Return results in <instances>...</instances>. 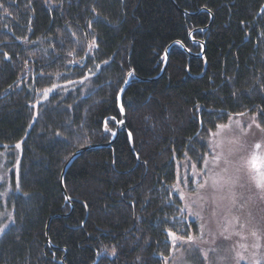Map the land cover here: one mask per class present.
<instances>
[{
    "label": "trees",
    "instance_id": "16d2710c",
    "mask_svg": "<svg viewBox=\"0 0 264 264\" xmlns=\"http://www.w3.org/2000/svg\"><path fill=\"white\" fill-rule=\"evenodd\" d=\"M173 1L0 0V151L16 162L0 264H166L198 230L180 165L199 169L233 116L264 126V0ZM197 40L203 57L172 44L156 77L170 43L198 53ZM130 71L156 78L130 80L126 130L72 161L67 202L62 167L111 139Z\"/></svg>",
    "mask_w": 264,
    "mask_h": 264
},
{
    "label": "rangeland",
    "instance_id": "374dc122",
    "mask_svg": "<svg viewBox=\"0 0 264 264\" xmlns=\"http://www.w3.org/2000/svg\"><path fill=\"white\" fill-rule=\"evenodd\" d=\"M252 118L233 116L219 124L227 127L209 133L208 154L199 169L181 163L176 190L198 230L194 243L176 240L166 264H264V192L257 187L259 177L245 163L253 152L264 156V133L252 124ZM256 143L262 148L255 149ZM14 148L17 156L19 146ZM10 171H16V162L7 167L4 149L0 151V228L11 222L6 200L16 188ZM185 178L187 183L182 182Z\"/></svg>",
    "mask_w": 264,
    "mask_h": 264
},
{
    "label": "water",
    "instance_id": "95a60500",
    "mask_svg": "<svg viewBox=\"0 0 264 264\" xmlns=\"http://www.w3.org/2000/svg\"><path fill=\"white\" fill-rule=\"evenodd\" d=\"M172 2L174 3L173 0H172ZM174 4H175V3H174ZM263 6H264V4H263ZM181 11H182V13H186L184 10H181ZM211 18H212V14H211ZM211 18H210V21L208 22V24H207L206 26H204L203 28H201L202 32H205V31L208 29V27L210 26ZM192 32H193V30L189 32V35H191ZM193 41H195V40L193 39ZM197 41L201 44V50H200V52H198V53H194V52L190 51L187 47H185V45H184L181 41H174V42L170 43V44L166 47L165 52H164V54H165V58H164V64H163V67H162L160 73H159L156 77L161 76L162 73H163V71H164V68H165V66H166V64H167V60H168V51H169V48H170V46H171L172 44H178V45H179V46H180V47H181V48H182L187 54H189V55H192V56H198V57H203V54H204V41H203V40H197ZM130 73H131V75H130ZM133 77H134V78H137L138 80H141V81H147V80H152V79H155V78H156V77H153V78H142V77H137L136 75H134V74L132 73V71H130V72L126 75V78H125L123 84L121 85V88L119 89V92H118V94H117V103H118V107H119L120 112H121V108H123L122 105H121V97H122V93H123L124 89L126 88V86L128 85V83L130 82V80H131ZM121 116H122V117H121V120H120L119 122H117L115 129L112 131L111 139H110L107 143H104V144H88V145H85V146H83V147H80V148L76 149V150H75V151L69 156V158L66 160V162L64 163V165H63V167H62V170H61V173H60V186H61V189H62L63 195H64V197H65V200H66L67 202H70V198H69V196H68L67 193H66V190H65V187H64V182H63L64 174H65L67 168H68L69 165L72 163V161H73L77 156H79L83 151L87 150L88 148L100 147V146H108V145L112 142V140L116 137L118 131H120V130H126V126H125V118H124V116H125V114H124V110H123V112H121ZM121 121H123V123H121ZM127 133H128L129 143H131V142H132L131 134L129 133V131H127ZM47 227H48V222H47V226H46V237H47V243L50 244V241H49V239H48V235H47Z\"/></svg>",
    "mask_w": 264,
    "mask_h": 264
},
{
    "label": "snow or ice",
    "instance_id": "6c2138e0",
    "mask_svg": "<svg viewBox=\"0 0 264 264\" xmlns=\"http://www.w3.org/2000/svg\"><path fill=\"white\" fill-rule=\"evenodd\" d=\"M130 75H131V73H130ZM49 91H51V89H46L45 94H47V92H49ZM121 112H123V108H121ZM260 114L264 115V109L260 110ZM239 115H244V114L240 113ZM121 123H123V121H121ZM252 124H254L255 127L257 129H259L262 133H264V126H262L261 123H258L256 121L255 117L252 118ZM217 127L219 129H223L227 126L226 125H217ZM247 127L251 128L252 125L250 124ZM213 135H217V133H214ZM17 146H19V145H17ZM254 147H255V149H261L262 145L260 143H256ZM219 159H220V156L214 157V161H218ZM241 159H243V157ZM258 161H260L261 163L258 164ZM226 163H227V161H226ZM245 163L252 170V172L255 173V175L259 177V179L257 180V187L262 192H264V171L261 170V168H264V156H259L255 152H253V153H251L250 157L245 161ZM193 167H195V166L193 165ZM205 167H207V161H205ZM182 182L187 183V179L185 178ZM200 187H203V185H200ZM6 227H7V225L4 226V228H6ZM4 228H0V232H3ZM255 234L256 233L253 232V235H255ZM169 235L172 236L173 239H177V237L175 236L174 233L169 232ZM181 239H183V238H181ZM187 241L194 243L195 237H193L192 235H188Z\"/></svg>",
    "mask_w": 264,
    "mask_h": 264
}]
</instances>
